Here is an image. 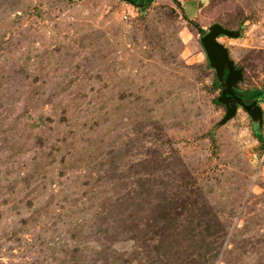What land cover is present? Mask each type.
Here are the masks:
<instances>
[{
	"label": "rangeland",
	"instance_id": "1",
	"mask_svg": "<svg viewBox=\"0 0 264 264\" xmlns=\"http://www.w3.org/2000/svg\"><path fill=\"white\" fill-rule=\"evenodd\" d=\"M214 23L264 90V0H0V264H264V101L225 120Z\"/></svg>",
	"mask_w": 264,
	"mask_h": 264
},
{
	"label": "water",
	"instance_id": "2",
	"mask_svg": "<svg viewBox=\"0 0 264 264\" xmlns=\"http://www.w3.org/2000/svg\"><path fill=\"white\" fill-rule=\"evenodd\" d=\"M238 31L224 28L219 23H214L208 28V32L201 38V43L206 51L210 65L215 69L219 78L226 71L224 89L218 98L220 103L226 106L225 120L232 118L237 110V106L243 107L251 116L261 117V110L257 108L258 101L254 100L251 104H245L242 99L235 93L236 85L243 79V71L236 68L235 63L229 56L228 49L218 41L220 36L236 38Z\"/></svg>",
	"mask_w": 264,
	"mask_h": 264
},
{
	"label": "trees",
	"instance_id": "3",
	"mask_svg": "<svg viewBox=\"0 0 264 264\" xmlns=\"http://www.w3.org/2000/svg\"><path fill=\"white\" fill-rule=\"evenodd\" d=\"M126 1L130 4L138 5V6H141L142 4L148 5L149 3L152 2V0H126ZM243 94H244L243 98L245 103H250L254 100L264 101V90L255 89L253 91L243 92ZM257 137L259 141H261L264 144V137H262L261 134H257Z\"/></svg>",
	"mask_w": 264,
	"mask_h": 264
},
{
	"label": "flooded vegetation",
	"instance_id": "4",
	"mask_svg": "<svg viewBox=\"0 0 264 264\" xmlns=\"http://www.w3.org/2000/svg\"><path fill=\"white\" fill-rule=\"evenodd\" d=\"M241 99H242V101L245 103V101H244V94H243V92H241V93H238V92H235ZM253 102V101H252ZM252 102H250V103H245V104H251Z\"/></svg>",
	"mask_w": 264,
	"mask_h": 264
}]
</instances>
